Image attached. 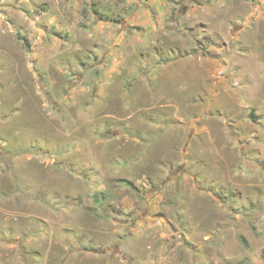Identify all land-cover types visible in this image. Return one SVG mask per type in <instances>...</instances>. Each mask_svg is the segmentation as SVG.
Masks as SVG:
<instances>
[{
    "label": "rangeland",
    "instance_id": "rangeland-1",
    "mask_svg": "<svg viewBox=\"0 0 264 264\" xmlns=\"http://www.w3.org/2000/svg\"><path fill=\"white\" fill-rule=\"evenodd\" d=\"M264 0H0V264H264Z\"/></svg>",
    "mask_w": 264,
    "mask_h": 264
},
{
    "label": "trees",
    "instance_id": "trees-1",
    "mask_svg": "<svg viewBox=\"0 0 264 264\" xmlns=\"http://www.w3.org/2000/svg\"><path fill=\"white\" fill-rule=\"evenodd\" d=\"M261 260L264 262V250L261 252Z\"/></svg>",
    "mask_w": 264,
    "mask_h": 264
}]
</instances>
